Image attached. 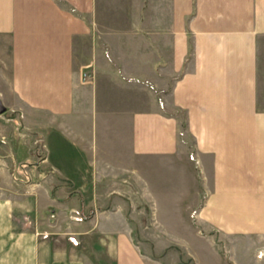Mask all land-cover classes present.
Returning <instances> with one entry per match:
<instances>
[{"label": "crops", "instance_id": "obj_1", "mask_svg": "<svg viewBox=\"0 0 264 264\" xmlns=\"http://www.w3.org/2000/svg\"><path fill=\"white\" fill-rule=\"evenodd\" d=\"M0 108L43 147L51 236L13 227L0 204V264H151L121 205L59 229L65 201L113 204L109 182L144 193L147 179L152 204L246 233L264 263V0H0Z\"/></svg>", "mask_w": 264, "mask_h": 264}, {"label": "rangeland", "instance_id": "obj_2", "mask_svg": "<svg viewBox=\"0 0 264 264\" xmlns=\"http://www.w3.org/2000/svg\"><path fill=\"white\" fill-rule=\"evenodd\" d=\"M86 74L84 72L83 76L85 77ZM3 112L2 110L0 113ZM8 115L5 113L0 119V158L10 161L9 173L15 178V184H5V187L0 188V204H9L5 211L12 216L10 222L13 227H24L32 231L37 242H44L51 238L49 234L42 232L48 226L45 219V202L38 180L45 174V171L34 169V166L37 167L43 158L41 151L43 147L34 132L26 131L17 119L6 118ZM189 155L193 160H197L193 151ZM119 184L120 182L116 185L109 182V186L102 189L104 194L110 192L115 197L116 202L114 201L113 204L100 203L102 198L96 200L97 204L90 206L85 204V200L69 203L65 201L64 211L59 212L61 213L59 229H86L88 224L83 223L84 216L88 218L96 210L95 208L103 210L102 208L121 205L127 216L128 228L131 230L127 238L129 242L131 241L138 247L144 261L148 263L233 264L234 260L236 261L234 264H253L247 251V246L251 241L246 233L231 236L220 230L214 231L209 225H205L203 230V227L197 224L191 215L185 220L179 216L183 205L170 203L168 207V204L159 203L157 206L152 204L151 179H147L144 183V193L135 187H128L127 192L122 193V189L118 187ZM29 187L32 193L35 191L38 194L33 206L27 195L31 190ZM175 190L177 189L166 187L165 192ZM48 214L50 217V213ZM59 238H66L73 244L79 242L73 235L59 236ZM59 243H61L60 240ZM257 255L262 258L263 262L264 247L257 252Z\"/></svg>", "mask_w": 264, "mask_h": 264}, {"label": "water", "instance_id": "obj_3", "mask_svg": "<svg viewBox=\"0 0 264 264\" xmlns=\"http://www.w3.org/2000/svg\"><path fill=\"white\" fill-rule=\"evenodd\" d=\"M3 109L2 108H0V112L2 111Z\"/></svg>", "mask_w": 264, "mask_h": 264}]
</instances>
